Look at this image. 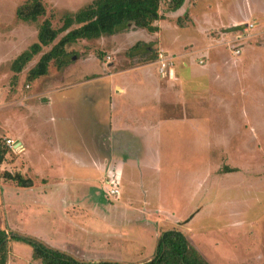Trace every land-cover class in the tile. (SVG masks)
Returning a JSON list of instances; mask_svg holds the SVG:
<instances>
[{"label":"rangeland","instance_id":"rangeland-1","mask_svg":"<svg viewBox=\"0 0 264 264\" xmlns=\"http://www.w3.org/2000/svg\"><path fill=\"white\" fill-rule=\"evenodd\" d=\"M23 1L0 0V136L28 138L30 145L28 152H14L8 146L10 151L0 165V227L36 237L82 260L110 258L130 263L153 257L161 232L179 229L210 264H264V36L260 37L264 0H186L175 12L162 4L165 18L157 21L158 32L131 26L70 45V64L77 75L151 62L155 51L175 57V65L174 72L162 73L159 55L155 58L159 73L154 66L153 74L163 86L162 94L159 86L154 89L151 76L139 74L142 82L132 78V72L125 76L132 81V91L122 95L124 105L137 111L133 125L146 131V122L151 131L152 119L160 122V157L147 159L144 152L135 150L144 158L135 170L127 168L123 177L94 165L84 169L73 165L77 175H69L67 194L57 173L71 160L58 159L48 138L63 140V148L73 146L81 160L92 164L89 156L82 158L81 151L75 150L78 134L90 141L98 131L90 126L92 96L86 97L87 90L74 81L77 75L67 77L66 66L60 70L54 62L47 75L27 80L29 69L50 46L21 73L12 70V61L38 40L36 27L16 17V7ZM44 1L48 14H59L91 0ZM248 23L254 28L245 31ZM54 24H60L57 18ZM137 43L141 46L131 49ZM239 43L244 45L238 55L234 48ZM89 55L92 59L78 63ZM94 61L101 64L92 69ZM173 74L181 78L169 84L174 94L165 95L167 81L161 76ZM30 93L35 96L29 97ZM173 99L179 104L167 115ZM69 114L76 125L66 124ZM106 145L102 142L107 149ZM5 171L20 172L34 186L17 185L4 177ZM114 186L120 193L110 196L107 189ZM151 186L160 190V209L119 207L123 187L130 191L129 198H137L140 191L151 194ZM45 187L49 193L44 197ZM9 249L7 264H40L32 258V247L21 240H11Z\"/></svg>","mask_w":264,"mask_h":264},{"label":"trees","instance_id":"trees-1","mask_svg":"<svg viewBox=\"0 0 264 264\" xmlns=\"http://www.w3.org/2000/svg\"><path fill=\"white\" fill-rule=\"evenodd\" d=\"M185 1L91 0L76 9H65L59 14L51 11L48 14V6L44 0H25L17 5L16 17L26 25L36 27L38 40L12 61L11 68L16 74L21 73L26 65L42 52L44 47L50 46V49L42 53L36 64L29 69L27 80L32 81L47 75L52 62L56 63L61 70L71 62L70 56L73 51H70V47L80 40L99 39L131 26L145 28L150 33L158 32L160 26L157 21L165 18L161 12L162 4H166L169 11L175 12L182 8ZM185 14L188 17V13ZM55 18L59 20V25L54 24ZM60 35L62 36L60 37ZM56 40L57 42L54 43ZM140 46L137 43L131 49L134 50ZM145 48L146 46L143 49ZM159 54L160 52L155 51L150 61H155ZM172 60L175 65V57ZM9 151L6 139L0 136V165L4 162ZM229 170L231 169L229 168ZM4 177L12 179L17 185L25 188L34 186L33 180L25 179L20 172L5 171ZM11 240H21L29 244L32 247L33 260L40 264H210L190 242L188 236L179 229L162 231L157 239L153 257L132 263L110 258L82 260L72 253L51 246L36 237L13 230L7 231L0 227V264H7Z\"/></svg>","mask_w":264,"mask_h":264},{"label":"crops","instance_id":"crops-1","mask_svg":"<svg viewBox=\"0 0 264 264\" xmlns=\"http://www.w3.org/2000/svg\"><path fill=\"white\" fill-rule=\"evenodd\" d=\"M259 20H263V18H261V16H259ZM263 36H264V34H261L260 37H263ZM243 45H244L243 43H239L235 47H240L242 49ZM82 58H81V61L79 59L77 60V61H79L78 63H80V62L85 63L89 60V58L92 59V56L89 55V56L82 57ZM93 63H94V65H93L92 69L95 66H97V68H98V66H100V64H101V62H99V61H94ZM103 64L105 65V63H103ZM108 64L110 65V63H108ZM183 64H184V66H188V64L184 61H183ZM154 66L157 67V72H158L159 69H158L157 63L155 61H153V62H147V63H143V64H138V65H130V66H126V67H117L115 70H113V68H111V69L106 68L105 69L102 67L101 72H99V71L94 72V70H92V72H90V73H84V71H83V72H81V75H83V76L77 75V70L74 69V67H72V63L68 64L66 66V68L63 71L64 73H66V76L72 77V76L77 75V77H76L77 80L75 78L74 81H76V83H78V85H82L84 90H87L88 93H86V97L89 98V95L92 96L91 97L92 99H90L91 101L88 99L90 105H92V107H93V115H94V117H92L93 123L90 126H92L93 128L96 127L98 131L95 132V134H93L94 138H93V140H90V141H86L85 137L84 138L80 137L79 134L75 138V139H77V148H75V150L81 151L82 158L86 155L89 156L88 158L91 159L92 164L86 163V160L84 158L81 160L80 156L78 155V152L76 153L73 151V146H72V150L67 149V148H63L62 147V144H63L62 141L63 140L60 141V139L56 138L53 141H51V138H48V141L52 143V147H53L52 152H56L55 154L57 155L58 159H60V160L70 159L71 160V163H69L65 160L66 164L64 162L63 167L60 168V170H63V171L57 173V174H60L61 179L64 180V182H62L60 184V186H64V188H62V189H66L65 194L70 192V191H68L69 190L68 188L70 186L69 185L70 183L68 180H69V178H71L69 175H74V174L77 175L74 171L73 165L78 164V167H82L83 169L88 167V165H92V166L94 165L93 167H95V168L100 167L101 169L104 168L105 171H107V170L111 171V173H110L111 176H114V175L119 173L123 177L124 174H126L127 168H132L135 170V166L136 165L139 166L141 164L140 161L144 158V156L145 157L147 156L148 157L147 159H151L150 158L151 155L154 156L153 159L154 158L158 159V157H160V145H157L158 143L160 144V135H157V131L160 129V122L152 119V123H155V124L153 125L152 130L148 131V129H147L148 125L143 120L147 116V114H145V116L144 115L142 116L143 119H141V120L146 125V131H144L145 129L143 126H134L133 125V123H134L133 119L137 120L138 118L133 117V115L136 114L137 111L134 109V107H127V105L125 106L124 105L125 102H123V98L127 95H131L130 93L132 91V81L128 82L125 79L126 74L129 72L134 73V75H132V78H134V77L136 78V76L138 77L137 82H142L143 77H139V74L140 75H146L147 77L151 76L152 80L156 83L154 89H156V88L159 89V87H160V94H162L161 87H163V86H161L160 83L158 84L155 80V77H154L155 74H153ZM110 67H108V68H110ZM74 70H76V71H74ZM103 71L106 72L105 75H102ZM171 71L174 72L173 67H172ZM207 71H208V69H207ZM119 74L121 75L120 77H122L123 79L126 80V82L124 81L123 83H121L120 77L117 79L116 76H118ZM172 76L173 77H171V78H168V77L165 78L164 76H161L162 77L161 80L164 79L165 81H167L166 87L164 86V88L167 90V93H165V95L174 94V91H173L174 89L171 90L169 88V84H172V81H174V80H175V82H179L178 79H176V78H181V77L175 76V74H173ZM84 77H86V78H84ZM101 77H108L109 81L106 83L103 81V79H101ZM80 79H81V81H80ZM133 81H135V80H133ZM159 82H161V81H159ZM125 84H126V86H125ZM156 86H159V87H156ZM88 87H90L91 90ZM164 88H163V90H165ZM138 91H139V93H141L142 90H138ZM144 91L148 95L149 90L147 88H145ZM122 95H125V96H122ZM34 96H35V94H31V93L29 94V97H31V98H33ZM86 97H84V98H86ZM19 100L21 101V98ZM175 102H176V99H173V100H171V102L168 103L167 112H166L167 115H169V113H171V114L174 113L172 111V108H175L179 104V103L175 104ZM84 107H86V106H84ZM159 112H160V109H159ZM162 113H164V111H162ZM179 117L181 118V116H179ZM46 122H50V119L48 118V120ZM69 122L73 123L75 125L77 124L70 114L68 117L66 116V124ZM76 133H78V132H76ZM12 140L14 141V145L12 147V150L14 152H17L20 150L28 152L29 146H30L29 144L27 145L28 138H27V140H25V138H23V140H21V139L20 140H14V138H12ZM102 142L107 143V145H106L107 149L104 146H102ZM71 143H72V141H71ZM89 143H92L91 147L86 146ZM138 144H139V146H136ZM59 145H61V146H59ZM72 145H73V143H72ZM135 150H140V151L144 152L146 155L141 157L139 154H141L142 152L139 153L140 151H135ZM103 157H105L107 159V161H104L105 158H103ZM137 163H139V164H137ZM32 164L33 163H31L30 165H32ZM33 165L35 166V169L39 168L37 164L34 163ZM48 166L51 167V165H48ZM91 182H93V181H91ZM93 183L95 184V182H93ZM154 183L155 182L152 180L151 185H154ZM95 186H96V184H95ZM45 188H46L45 190H47L48 192L44 193V194L41 193V194H39L40 196L42 194L44 195V197L48 195L49 188L48 187H45ZM151 189L152 190H149V193H151V194H148V191H145L143 193H142V191H140L139 197L129 198L130 196L127 195L126 193H129L130 191L125 192L124 187H123V191L120 195L121 196V199H120L121 202L120 203L122 205L118 204L119 207L126 209V208H136L137 206H140V207H147V208H149V207L153 208L154 207L156 209L157 208L160 209V207H161L160 206V190L155 191V189L152 186H151ZM29 191H34V192L37 191V193L40 192L36 189H30ZM133 199H138L139 201L137 200L138 201L137 202ZM117 209L118 208L115 209L116 214H117V212H116ZM110 214H112V211H110ZM137 217H140V216H137ZM110 222H112V221H110ZM108 224H109V222H108ZM111 230H112V228H111ZM106 235H111V234L106 233L104 236H106Z\"/></svg>","mask_w":264,"mask_h":264},{"label":"built area","instance_id":"built-area-1","mask_svg":"<svg viewBox=\"0 0 264 264\" xmlns=\"http://www.w3.org/2000/svg\"><path fill=\"white\" fill-rule=\"evenodd\" d=\"M249 27H253V23H248L247 24V26L245 27V31H247L248 30V28ZM243 37V36H242ZM241 37V38H242ZM240 42V41H239ZM234 52L236 53V54H239V53H241V48L240 47H236L235 49H234ZM173 57H170V56H168V55H166L165 53H163V52H161L160 54H159V59H158V61H159V63H160V72H162V73H165V72H167L168 71V69H169V71H170V69H172V67L174 66L173 65ZM6 143H7V145L8 146H11V147H13V145H14V141L12 140V139H7L6 140ZM107 193L110 195V196H117L119 193H120V189L118 188V187H116V186H114V187H110L109 189H107Z\"/></svg>","mask_w":264,"mask_h":264}]
</instances>
